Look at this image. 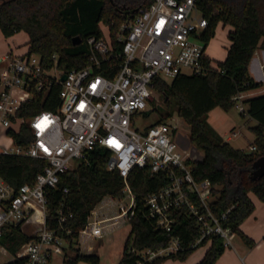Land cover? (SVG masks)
<instances>
[{
  "label": "built area",
  "instance_id": "built-area-1",
  "mask_svg": "<svg viewBox=\"0 0 264 264\" xmlns=\"http://www.w3.org/2000/svg\"><path fill=\"white\" fill-rule=\"evenodd\" d=\"M208 22L197 0H151L122 20L114 41L108 25H103V35H88L90 61L83 66L60 67L57 52L49 66L43 63L40 53L27 49L11 50L2 57L6 64L0 68V127L17 130L26 121L31 137L27 143L12 137L14 144L0 145V154H27L47 162L32 182H24L18 188L0 175V236L19 223L23 227L35 211L40 212L43 223L40 231H31L32 236L0 264H11V260L16 263L22 257V264H57L55 254H61L62 261L67 260L72 251L70 242L49 223V218L62 220L73 211L70 204L62 201L57 214H52L48 207L49 187L57 185L60 172L87 160V150L95 146L109 148L108 167L117 168L123 175V191L129 202L119 201L118 211L111 214L98 212L94 207L79 229V236L74 238V246L82 247L75 244L81 235V241L102 237L109 225L121 217L129 219L134 213L135 196L127 176L137 164L165 170L170 177L168 183L145 196L157 226L169 230L175 219L174 209L186 206L196 215L200 226V235L193 245L213 234H219L226 246L232 245L236 232L223 222L231 206L216 214L210 206L212 181L208 177L197 178L193 173L190 160L203 155L197 157L189 148L181 147L173 136L175 127L167 120L143 127L133 123L135 113L146 109L152 97L156 76L170 79L179 72L208 70L210 64L204 60L205 44L200 37ZM109 59L119 61L112 76L97 69L103 60ZM64 72L67 75L62 79ZM58 83L59 103L55 108L41 109L29 117L17 114L34 94H42ZM246 91L240 90L234 96L240 99L237 105L242 111ZM255 147L253 144L252 148ZM111 198L121 199L113 195ZM88 246L91 248L92 244ZM180 247L179 237L174 236L166 246L142 252L153 257Z\"/></svg>",
  "mask_w": 264,
  "mask_h": 264
},
{
  "label": "trees",
  "instance_id": "trees-1",
  "mask_svg": "<svg viewBox=\"0 0 264 264\" xmlns=\"http://www.w3.org/2000/svg\"><path fill=\"white\" fill-rule=\"evenodd\" d=\"M151 0H0V28L9 36L20 30L28 34V52L41 54L46 66L54 62V53L58 54V65L64 69L79 67L90 61L91 49L87 41L90 34L103 35V25H108L111 38L115 39V30L122 20L133 16L137 9ZM198 6L209 18L208 25L202 29L200 37L206 45L214 35L219 21L229 23L230 44L223 59L213 62L206 52L204 60L210 64L206 72H179L172 78L156 76L154 87L163 93L168 105H175L190 125L189 139L202 149L201 159H191L193 173L197 178L208 177L213 183V198L210 206L216 214L230 209L223 219L248 244L254 239L240 227L241 222L255 208V202L249 192L253 191L264 199V174L254 176V160L264 153V92L244 98L246 112L257 123L252 125L256 136L255 148L232 144L209 122L207 115L211 108L221 105L229 109L235 103V94L240 90L261 85L249 71V63L258 46H264V0H197ZM80 36L78 42L73 37ZM112 63V64H111ZM117 59L103 60L97 67L102 73L112 76L118 70ZM60 84H55L42 94L23 103L17 114L29 117L44 108H55L59 103ZM174 107V106H173ZM144 113H149L146 108ZM173 113L164 109L155 121H166ZM154 122V121H153ZM8 133L20 143H27L31 137L29 124L24 121L19 129L8 128ZM109 148L95 146L87 150V160L79 161L73 167L60 172L57 185L49 187L48 207L57 214L62 201L70 204L72 215L59 220L49 218V223L63 233L70 242L71 252L67 258L69 264L79 260L93 263L100 261L96 251L88 252L80 246H74V238L87 220L88 214L106 195L122 197L125 180L117 168H109L107 160ZM45 158L27 154H0V175L6 178L14 188L24 182H32L38 171L43 169ZM127 179L135 196L134 213L130 216V232L126 237L118 264H161L168 256L186 258L201 243L208 242L203 256L194 264H215L226 245L219 234H213L195 242L200 235L197 217L186 206L174 209V222L171 228L157 226L156 220L149 214L145 196L169 182L165 170H152L149 164L135 165ZM67 187V190L65 188ZM71 229L67 232L66 229ZM32 236L26 232L22 223L8 228L0 236V241L11 252ZM179 237L181 247L147 257L143 249L159 248ZM24 258L16 263L22 264Z\"/></svg>",
  "mask_w": 264,
  "mask_h": 264
},
{
  "label": "rangeland",
  "instance_id": "rangeland-1",
  "mask_svg": "<svg viewBox=\"0 0 264 264\" xmlns=\"http://www.w3.org/2000/svg\"><path fill=\"white\" fill-rule=\"evenodd\" d=\"M103 22L100 21V24ZM232 28V25L229 23H224L219 21L214 35L205 45L206 52L212 57L213 62L216 63L217 60L223 59L227 54L228 45L230 43V37L228 35L229 30ZM28 37L25 30L18 31L14 36H6L0 29V53H4L8 49V45H12L16 50H25L28 47L27 43ZM204 43V41H203ZM17 44L19 46H17ZM6 64V60H0L1 68ZM240 102V99L235 98V103L229 109H225L221 105H216L211 108L208 112L207 118L213 127L224 136L225 133H231V138L229 141L245 149H252V145L255 139V132L252 129V125L257 123V120L246 112H242L241 108L237 105ZM244 108L246 109V103L243 101ZM174 106V107H173ZM149 113H144L143 111L136 112L134 115L133 123L136 126L143 127L153 121H155L160 115L161 111L164 109H172L173 113L167 118V121L175 127V133L173 136L177 139L181 147H186L191 150V152L197 157H202L203 151L198 148L193 142L189 139V123L179 115L175 105H168L164 99L163 93L157 88H153L152 97L147 101V107ZM233 131H236L237 134H233ZM12 136L7 133L5 129L0 127V145L1 146H10L13 145ZM122 201L127 204L129 198L127 195L118 198H111V195L104 196L100 202L95 206V209L101 213H113L118 211V202ZM40 212L35 211L34 214L23 224V229L26 232L31 231H40L43 227V223L39 219ZM110 227L105 231L102 238L97 239H87L82 240L83 236H80V240H75L76 245H82V250L85 249L90 242H94L96 246L94 249L100 255L99 264H114L116 259L121 253L124 241L130 232V222L129 219H124L123 217L119 218V221L115 224L109 225ZM237 233V232H236ZM234 234L233 243L238 239L239 234ZM80 243V244H79ZM208 242L201 243L197 248H195L194 254L205 251ZM228 247V246H226ZM7 247L0 241V260H7L11 257V251L6 249ZM70 250V248L68 249ZM71 251V250H70ZM160 254H167V252H162ZM194 256V255H193ZM171 260H182L179 257L168 256ZM192 258V257H191ZM189 259V258H188ZM187 259V260H188ZM190 260V259H189ZM55 261L57 264H69L66 261H62L61 254H55ZM85 261V262H84ZM93 262L86 260H79L77 264H92Z\"/></svg>",
  "mask_w": 264,
  "mask_h": 264
},
{
  "label": "crops",
  "instance_id": "crops-1",
  "mask_svg": "<svg viewBox=\"0 0 264 264\" xmlns=\"http://www.w3.org/2000/svg\"><path fill=\"white\" fill-rule=\"evenodd\" d=\"M16 33L17 32L9 36L12 37ZM27 37H28V34H27ZM8 46H9L8 49H6L4 53H0V60H2V57H4L8 51H11V50L14 52L23 51V50L15 51L12 45L9 44ZM17 46L19 45L17 44ZM249 71H250V74L255 79L260 80L262 83L261 85L257 87L247 89L246 96L264 92V46H258L255 49V52L249 63ZM227 133L224 134V137L229 140L231 136L228 137L226 135ZM249 194L255 202V208L246 218H244V220L240 224V227L246 234L252 237L255 242L254 244L250 245L246 241L243 240L242 236L239 233H236V234H239L236 242L232 243V245H228V247H225L224 251L217 258L215 264H264V240H263L264 199L259 198L258 195L254 193L253 191H250ZM108 214H111V213H108ZM97 238H102V237H97ZM97 238H94V239H97ZM90 243L92 244V247L90 248L87 245L85 249H87L88 252L96 251L94 249L96 247L94 245V242H90ZM204 252L205 251L200 252L198 254H194V251H192L186 258L182 260H177V259L171 260V258H166L161 264H194L196 261H198L203 256ZM119 256H120V253H119ZM118 259H116L114 264H118ZM99 262L92 263V264H99Z\"/></svg>",
  "mask_w": 264,
  "mask_h": 264
},
{
  "label": "water",
  "instance_id": "water-1",
  "mask_svg": "<svg viewBox=\"0 0 264 264\" xmlns=\"http://www.w3.org/2000/svg\"><path fill=\"white\" fill-rule=\"evenodd\" d=\"M74 42H78L80 40V36L75 35L73 37ZM66 72H64L61 76V78H65L66 77ZM254 165V169H253V174L254 176H260L262 174H264V153L260 154L253 162Z\"/></svg>",
  "mask_w": 264,
  "mask_h": 264
}]
</instances>
